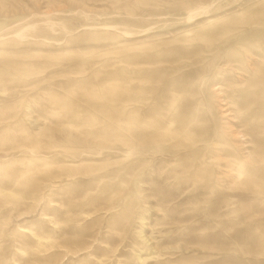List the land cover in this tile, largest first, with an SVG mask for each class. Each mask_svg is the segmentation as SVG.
<instances>
[{"label": "rangeland", "instance_id": "1", "mask_svg": "<svg viewBox=\"0 0 264 264\" xmlns=\"http://www.w3.org/2000/svg\"><path fill=\"white\" fill-rule=\"evenodd\" d=\"M32 252L264 264V0H0V264Z\"/></svg>", "mask_w": 264, "mask_h": 264}, {"label": "bare ground", "instance_id": "2", "mask_svg": "<svg viewBox=\"0 0 264 264\" xmlns=\"http://www.w3.org/2000/svg\"><path fill=\"white\" fill-rule=\"evenodd\" d=\"M260 63V62H259ZM225 87V86H224ZM224 87H223V85L222 84H219V85H216L215 87H214V89L215 90H217V92H219V94L220 95H223L222 97H224V95H225V89H224ZM127 90H128V88H127ZM216 94V93H215ZM228 98H230V97H227V96H225V98H223V100H225V104H228L227 103V101L226 100H228ZM220 99V98H219ZM223 100H222V102H223ZM123 102H124V105H123V109L124 110H130V106H131V101H130V99L129 98H126V99H124L123 100ZM257 102V101H256ZM230 103H233V102H229V104ZM235 103V102H234ZM234 105V104H233ZM227 106V105H226ZM235 106V105H234ZM236 107V106H235ZM240 108V107H239ZM224 109V108H223ZM226 109H227V107H226ZM228 109H229V107H228ZM229 111H231V109L229 110ZM228 111V112H229ZM228 112H227V114H228ZM231 112H229V114H230ZM233 113V112H232ZM225 115V114H224ZM233 116V115H232ZM233 120V119H232ZM125 122H126V120H125ZM232 125V124H231ZM127 126V125H126ZM232 127V126H231ZM234 127H235V125H234ZM165 128V127H164ZM236 129H237V127H236ZM221 131V130H220ZM236 131V130H235ZM241 132V131H240ZM147 133V132H146ZM150 133V132H149ZM234 133V132H233ZM232 133V134H233ZM239 134V133H238ZM247 134V133H246ZM246 134L244 133V134H239L240 136H238V138H240V137H243L244 138V140L246 141V139H248L247 137H246ZM237 135V134H236ZM248 136V135H247ZM170 138L172 137V136H169ZM190 137V136H189ZM223 137V136H222ZM237 138V137H236ZM141 139H143L142 137H141ZM172 139V138H171ZM192 140V139H191ZM250 140V139H249ZM172 141V140H171ZM161 142V141H160ZM163 142V141H162ZM170 142V141H169ZM135 143V142H134ZM163 144H165V143H163ZM176 144H178V142L177 143H175V144H172V143H167V145L168 146H174L175 148H177V146H180L181 144L179 143V145H176ZM194 144V143H193ZM227 144V143H226ZM229 144V143H228ZM236 144V143H235ZM161 145V144H160ZM244 145V144H243ZM167 146V147H168ZM186 147H189V146H186ZM232 147V146H231ZM131 148V147H130ZM180 148V147H179ZM233 148V147H232ZM231 148V149H232ZM170 151V150H169ZM173 151V150H172ZM171 151V152H172ZM176 151V150H175ZM174 152V151H173ZM233 152H234V150H233ZM233 157V156H232ZM236 159V158H235ZM249 161V160H248ZM231 163V162H230ZM240 163H241V165L242 164H244L243 162H241L240 161ZM240 165V166H241ZM243 168V167H242ZM229 170V169H228ZM239 170V169H238ZM242 170V169H241ZM232 171V170H231ZM188 173V172H187ZM243 173H245V172H243ZM169 176V175H168ZM176 176H178V175H176ZM197 176V175H196ZM179 177V176H178ZM236 177V176H235ZM227 178V177H226ZM238 180V179H237ZM233 183H234V181H233ZM57 219V218H56ZM58 221V220H57ZM57 221H56V223H57ZM55 223V224H56ZM40 234V233H39ZM42 235V234H41ZM34 236L35 237H37L38 238V242L36 243L37 245V248L39 249L40 247H43V245H44V243L45 242H48V241H46L45 239H46V237L44 238V237H42V236H40V235H38L37 233L36 234H34ZM48 237V236H47ZM50 237V236H49ZM148 238V237H147ZM147 238H146V240H147ZM49 239V238H48ZM50 243V242H49ZM35 244V243H34ZM34 247V246H33ZM144 247V246H143ZM35 249V250H38V249ZM32 249V248H31ZM32 250V251H35V250ZM21 250H23V249H21ZM27 250V249H26ZM38 252V251H37ZM36 252V253H37ZM160 253H162V252H160ZM34 253L32 252V256L30 257V258H28L27 260H26V264H33V262L32 261H34L35 259H36V257H34V255H33ZM163 254V253H162ZM156 255V254H155ZM161 255V254H160ZM158 256V255H157ZM24 258H25V256H23ZM23 258V259H24ZM148 258V257H147ZM146 258V259H147ZM149 258H150V256H149ZM160 258V257H159ZM144 260V259H143ZM156 260V259H155ZM162 260V259H161ZM157 261V260H156ZM160 261V260H159ZM164 261V259L161 261V264H162V262ZM167 261V260H166ZM17 262H18V260H17ZM37 263H38V261H36ZM97 262H98V264H103L104 263V259H100V258H97ZM157 263V262H156ZM166 263V262H165ZM16 264V263H15ZM158 264V263H157ZM159 264H160V262H159ZM170 264V263H169Z\"/></svg>", "mask_w": 264, "mask_h": 264}]
</instances>
